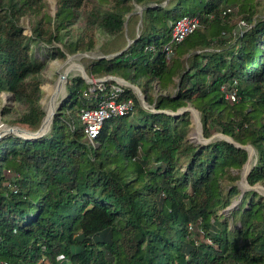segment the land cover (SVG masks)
Instances as JSON below:
<instances>
[{
    "label": "trees",
    "instance_id": "obj_1",
    "mask_svg": "<svg viewBox=\"0 0 264 264\" xmlns=\"http://www.w3.org/2000/svg\"><path fill=\"white\" fill-rule=\"evenodd\" d=\"M55 1L51 16L48 0H0V94L22 109L12 124L29 133L41 125L40 86L51 62L92 53L97 34L121 37L126 27L130 45L108 59L102 45L85 73L138 87L152 110L123 88L118 99H131V111L107 120L93 147L79 113L113 82L90 102L85 80L71 77L48 134L1 140L0 264H264V199L244 192L228 218L221 214L240 195L247 152L224 140L192 143L189 112L173 116L190 105L205 139L216 129L250 146L246 182L264 186V19L251 23L257 12L247 0ZM232 6L251 23L234 36V25L221 22ZM182 17L200 27L168 60L171 27Z\"/></svg>",
    "mask_w": 264,
    "mask_h": 264
},
{
    "label": "rangeland",
    "instance_id": "obj_2",
    "mask_svg": "<svg viewBox=\"0 0 264 264\" xmlns=\"http://www.w3.org/2000/svg\"><path fill=\"white\" fill-rule=\"evenodd\" d=\"M245 4L249 5L250 7H252L253 10H256V12H257L255 14V16L251 19V23H254L256 20H259V19H261V20L264 19V0H247L245 2ZM48 5H49L50 15L54 16V14L56 13V10H57L56 1L55 0H48ZM135 10H136L135 12L137 14H140V8L139 7L136 6ZM237 11H238V7L232 6V7H227L225 9V11L222 13L223 18L221 19V22L222 23L227 22L230 25H234L233 33L231 36H234L236 34H242V32L245 31L246 29H248L250 27V24H251L250 22L240 21V19L236 15ZM20 25H21V27L24 28V34L29 36L31 34L29 19H22L20 21ZM138 25H139V23L136 25L135 33H137V31H138L137 30ZM81 29H82V23L75 24L74 27L72 29H70V35H72L74 37L80 35ZM127 32L128 31H127V27H126L125 28V34L121 37H106V36H103L101 34H97L98 44L92 53H83V54L76 53L74 55L66 54L65 60H55L49 64L47 71L43 74V80L45 82L42 86H40V90L42 92V98L40 100V105L42 107V110H44L43 111L44 117H45L46 106L52 99V97L49 96L48 93L46 92V90H44V89L46 87H51V88L55 87V85L59 81L60 77H62V76L66 77L65 83L63 86V90L61 91L60 94H58L54 98V110H55L57 108V106L59 105V103L65 98L64 96H66L65 87H66V84L68 82V79L71 77L81 76V74H82V72L80 70H74V69L66 72L67 69L71 66L72 61H75L79 66H81L85 72L84 68L88 64L89 61L98 59V58L103 56L102 55L103 51H101L102 50L101 47L104 44H106L105 48L107 51L106 52L107 54L104 57L107 59L112 58L113 56H115V54H109V52L115 51V50L121 48L124 44H128L131 42ZM225 37L230 38L229 35H225ZM231 41H232V43L234 42V44H235V41L233 38ZM58 47L61 50H63L61 45H58ZM174 56L175 55L173 52L172 55H170L168 60H171L172 58H174ZM187 57H188V55L185 56V58H187ZM68 58H70V59H68ZM78 60H80V61H78ZM61 70L63 72H61ZM89 79L91 82H96L97 80H99V79H91V78H89ZM133 87H136V86H133ZM154 87H155V90L153 92V95L156 96V95H158V88L156 85ZM136 88L138 89V87H136ZM139 91H140V89H139ZM170 92H174V89L172 90V88H170ZM142 98L144 99L143 95H142ZM141 107L145 110H152V109H150V107L145 102L144 103L141 102ZM187 109H189L188 112L190 114V122H191L190 132H189V136H188L190 142L195 143V144H206L207 141L221 140L223 138L222 137L223 135L221 133H219L218 131H216V129H214L212 132L211 138L208 140L205 139L202 135L200 123L196 124L194 122L195 116H194L193 108L190 105H188ZM21 112H22L21 107H19L18 105H16L14 103L13 98L10 94H8V93L0 94V142L7 135H14V136H17L19 138L26 139V136L23 135L22 133L23 132L29 133V131L22 128V127H18L16 125L12 124V121ZM176 113H179L180 115L182 114L181 110L177 111ZM195 114H197V113H195ZM197 117L199 120L198 114H197ZM51 125H52V123H51ZM51 125L48 127V129L46 130V132L43 135H46L49 133V131L51 129ZM40 126L38 129H40ZM196 129H199L198 133L200 135V138L197 140L193 136V132H195ZM35 132H31V133H35ZM94 146L96 147V144ZM253 156H254V152H253L252 157ZM242 172H243V170H242ZM5 176L10 182L13 181V179H14V174L11 172H5ZM240 182H241V180L237 183V187L239 189L240 195L232 201V204L230 205V207H228L227 209H225L224 211L221 212V214H223L227 218H228L230 212L233 211L234 209H236L237 206L239 205L241 196L244 192L254 191L256 194L260 195L264 199V193H262V190H264V186L257 184L253 187H250L249 185H247V188L243 190L240 187Z\"/></svg>",
    "mask_w": 264,
    "mask_h": 264
},
{
    "label": "built area",
    "instance_id": "obj_3",
    "mask_svg": "<svg viewBox=\"0 0 264 264\" xmlns=\"http://www.w3.org/2000/svg\"><path fill=\"white\" fill-rule=\"evenodd\" d=\"M199 27L200 22L196 17H182L175 21L171 27L170 43L165 47L167 59L172 55L174 47L183 42ZM110 81L113 83L109 86L107 96L100 98L95 106H87L79 113V120L86 135V139L93 147H95V139L99 136V133L107 120L115 117H123L132 109L133 104L131 99L119 100L118 98L122 93L123 88H129L135 94L133 87L126 86L123 82L115 81L110 77L100 78L96 82L90 81V83H87L88 89L83 93L84 98L90 102L98 100L99 94L105 90L104 83ZM222 90L225 92V98L230 101V103L237 102L234 90L226 91L224 87Z\"/></svg>",
    "mask_w": 264,
    "mask_h": 264
},
{
    "label": "bare ground",
    "instance_id": "obj_4",
    "mask_svg": "<svg viewBox=\"0 0 264 264\" xmlns=\"http://www.w3.org/2000/svg\"><path fill=\"white\" fill-rule=\"evenodd\" d=\"M93 57V56H92ZM73 59V58H72ZM80 61V60H78ZM80 64V63H79ZM67 68V67H66ZM80 70L82 73H83V69L81 66H79L75 61H72L71 63V66L67 69L66 72H68L69 70ZM61 72H63L61 70ZM60 73V72H59ZM66 78V77H65ZM65 78H60L59 81L57 82V84L55 85V87L51 88V87H46L44 90H46V92L48 93L49 96L52 97L51 101L47 104L46 106V109H45V117L41 123V126H40V131H39V134H43L46 132V130L48 129V127L51 125L52 123V116H53V112H54V98L55 96H57L58 94L61 93V91L63 90V86H64V83H65ZM66 88V87H65ZM66 91V89H65ZM47 95V96H48ZM65 97V96H64ZM58 104V103H57ZM44 108V107H43ZM44 111V110H43ZM194 122L196 124H198V117L197 115L194 113ZM198 130L199 129H196L195 132H193V136L195 137V139H199L200 138V135L198 133ZM20 133V132H19ZM23 135H26L27 138H31V136L33 135L32 133H27V132H23L22 133ZM253 149L252 148H249V153H250V160L248 162V166L244 169V173L243 175L246 173L247 169L249 168L250 169V162H251V158H252V155H253ZM240 187L241 189H246L247 188V184L245 183V180H244V176L240 182ZM262 193H264V190H262Z\"/></svg>",
    "mask_w": 264,
    "mask_h": 264
},
{
    "label": "water",
    "instance_id": "obj_5",
    "mask_svg": "<svg viewBox=\"0 0 264 264\" xmlns=\"http://www.w3.org/2000/svg\"><path fill=\"white\" fill-rule=\"evenodd\" d=\"M131 43V42H130ZM130 43H128L127 44V47L130 45ZM114 57V56H113ZM68 59H70V58H68ZM83 80H85V82L86 83H90V79L87 77V75L85 74V72H84V70H83V73L81 74V76H80ZM60 78H65V76H62V77H60ZM111 79H113V80H115V81H120V82H123L126 86H131V85H129L128 83H126V82H124V81H122V80H120V79H118V78H115V77H110ZM133 87V86H132ZM133 89L135 90V94H136V97H137V99L140 101V102H143L144 103V99L142 98V94H141V92L139 91V89H137L136 87H133ZM60 104V103H59ZM59 106V105H58ZM58 106H57V108H58ZM57 108L54 110V112H53V116H52V121H53V117H54V113H55V111L57 110ZM189 111V109H187V108H185V109H182L181 110V113L183 114L184 112H188ZM193 112L194 113H196V111L195 110H193ZM178 115H180L179 113H175V114H173V116H178ZM197 115V114H196ZM197 123H200V121L198 120V122ZM39 129L35 132V133H33V135L31 136V138L29 139V138H27L26 137V139L27 140H31V139H37V138H40V137H42V136H44L43 134H39ZM26 136V135H25ZM223 138L221 139V140H224V141H226V142H228V143H231V144H234L237 148H242V149H244L246 152H247V154H248V160H247V162H246V164H245V166L243 167V172H242V175H241V180H242V178H243V176H244V180H245V183L247 184V182H246V176L249 174V172H250V169L248 168L247 169V171H246V173L243 175V173H244V169L248 166V162H249V160H250V153H249V148H251L250 146H244V147H242V146H240V145H238V144H236V143H234L230 138H228V137H225V136H222ZM210 141H207L206 142V144L207 143H209ZM248 185V184H247Z\"/></svg>",
    "mask_w": 264,
    "mask_h": 264
}]
</instances>
